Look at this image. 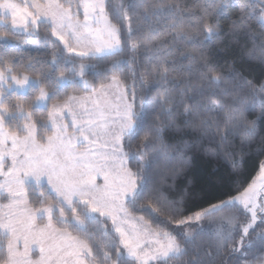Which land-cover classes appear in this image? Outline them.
Listing matches in <instances>:
<instances>
[{
  "label": "snow or ice",
  "instance_id": "6c2138e0",
  "mask_svg": "<svg viewBox=\"0 0 264 264\" xmlns=\"http://www.w3.org/2000/svg\"><path fill=\"white\" fill-rule=\"evenodd\" d=\"M0 264H264V0H0Z\"/></svg>",
  "mask_w": 264,
  "mask_h": 264
},
{
  "label": "trees",
  "instance_id": "16d2710c",
  "mask_svg": "<svg viewBox=\"0 0 264 264\" xmlns=\"http://www.w3.org/2000/svg\"><path fill=\"white\" fill-rule=\"evenodd\" d=\"M33 51L34 52L35 51L43 52L44 50L43 49H33ZM250 118H253V117H250ZM252 166H254V161L250 164V168ZM207 167H208L207 165H205L203 162H201L199 160L196 163V170H197V172H203V171H205L207 169Z\"/></svg>",
  "mask_w": 264,
  "mask_h": 264
}]
</instances>
